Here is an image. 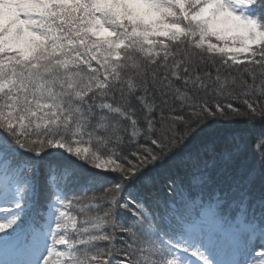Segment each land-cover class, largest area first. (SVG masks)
Segmentation results:
<instances>
[{"label":"snow or ice","instance_id":"snow-or-ice-1","mask_svg":"<svg viewBox=\"0 0 264 264\" xmlns=\"http://www.w3.org/2000/svg\"><path fill=\"white\" fill-rule=\"evenodd\" d=\"M241 120L264 0H0V264H264Z\"/></svg>","mask_w":264,"mask_h":264},{"label":"trees","instance_id":"trees-1","mask_svg":"<svg viewBox=\"0 0 264 264\" xmlns=\"http://www.w3.org/2000/svg\"><path fill=\"white\" fill-rule=\"evenodd\" d=\"M250 58V57H249ZM248 62L247 59H244V63L246 64ZM243 64L240 65L241 68H243ZM232 130H240L248 135V143H249V155H251L252 163L256 164V159L254 153H251L250 151V145L257 136L264 134V122H257L255 126H249L247 121L241 120L234 124V127ZM217 133L214 130H208L206 131L200 138L199 141L196 142L195 145L192 147L198 146L200 143L206 142L207 140L211 139L213 136H215ZM161 173L164 172H170L172 174L178 175V176H184V170L180 162V157L177 156L176 158L169 160L165 163V165L160 169ZM156 174V173H153ZM258 182L256 187H258Z\"/></svg>","mask_w":264,"mask_h":264}]
</instances>
